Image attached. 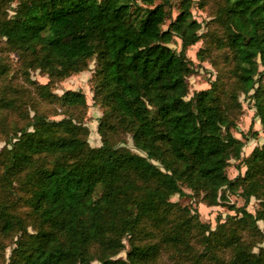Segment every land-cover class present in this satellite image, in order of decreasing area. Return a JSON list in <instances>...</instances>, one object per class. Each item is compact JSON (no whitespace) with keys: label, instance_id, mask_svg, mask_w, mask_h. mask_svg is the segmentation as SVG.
I'll return each mask as SVG.
<instances>
[{"label":"trees","instance_id":"1","mask_svg":"<svg viewBox=\"0 0 264 264\" xmlns=\"http://www.w3.org/2000/svg\"><path fill=\"white\" fill-rule=\"evenodd\" d=\"M174 1L178 13L172 18ZM223 1L217 22L226 31L239 91L251 93L264 131V0ZM191 6L192 0H19L12 18L3 13L5 47L50 80L78 72L95 58L93 102L104 107L94 147L87 129L70 115L50 120L35 112L17 130L0 166V235L18 234L8 264L153 259L155 245L133 242L126 260L111 257L123 248L122 237L134 234L140 214L152 215L168 196L182 194L183 181L207 190L210 204L217 203L220 190L241 188L245 201L248 195L261 200L257 217L264 220V144L241 158L244 141L231 131L235 123L223 111L217 82L189 96L194 62L186 51L200 39L201 27ZM174 38L181 41L180 51L170 46ZM205 50H198L200 59ZM48 85L37 94L52 96ZM58 99L65 108L86 104L79 91L66 90ZM117 130L130 134L132 148L110 140ZM233 160L246 165L235 180L226 171ZM15 186L28 194L33 232L7 199ZM136 191L129 214L120 215L124 199ZM137 205L140 214L133 215ZM244 217L255 226L253 216ZM229 239L238 246L233 233ZM231 264H264V249L253 254L243 247Z\"/></svg>","mask_w":264,"mask_h":264},{"label":"rangeland","instance_id":"2","mask_svg":"<svg viewBox=\"0 0 264 264\" xmlns=\"http://www.w3.org/2000/svg\"><path fill=\"white\" fill-rule=\"evenodd\" d=\"M19 0L0 2V18L6 13L7 18L15 15ZM174 1L171 16L178 13ZM224 5L223 0H192V17L200 23V39L190 46L186 56L194 62V73L190 75L189 96L194 91L208 89L210 84L217 82V93L220 95L223 111L234 120L231 129L233 135L244 141L241 158H246L256 146L264 144V131L256 116L251 93L240 92L234 74V62L230 50L225 46L226 31L217 22L216 12ZM168 19L162 26L166 28ZM4 39L0 38V69L6 73L0 74V166L7 159V152L16 140V132L32 119L35 112L45 115L50 120H59L72 116L87 129L90 146L98 143L96 133L97 122L103 118L104 107L95 103V78L93 79L96 60L90 59L85 68L68 76L51 79L39 69L30 68L21 58L6 48ZM172 49L180 51L181 41L174 38L170 44ZM202 59L197 56L200 49H205ZM4 63V64H2ZM261 68V67H260ZM49 83L52 96H40L37 88ZM258 84L256 83L254 87ZM66 90L79 91L85 96L86 104L82 107L65 108L61 106L58 97ZM90 133V134H88ZM243 134V135H242ZM110 140H115L119 146L132 148L129 133L117 130L110 134ZM134 151H136L133 148ZM137 152V151H136ZM142 154V152H137ZM156 164V162H155ZM227 175L235 180L243 176L246 165L233 160L227 167ZM1 173V168H0ZM1 185V183H0ZM182 194H172L167 197L166 204L158 205L152 214H140V206L132 209L133 215L140 214L141 221L134 234H125L121 243L123 248L113 255V260H126L130 243L140 246L155 245L157 253L153 259L140 264H231L234 257L243 252V247L251 253L258 254L264 249V220L257 217L261 208V200L254 195L245 196L239 188L235 193L220 190L216 204H210L207 190L202 187L192 188L185 181L180 183ZM101 192V188H97ZM140 192L129 193L120 207V215L129 214V206L139 196ZM223 195L224 197H221ZM28 194L23 186L13 188L8 195L9 203L18 215L25 218L28 230L32 231L33 215L26 205ZM163 213H167L163 221ZM245 213L255 218L244 219ZM33 232V231H32ZM230 233L238 246L234 247L229 239ZM237 235V237H235ZM17 231L12 235H0V264H8ZM90 264H100L97 259Z\"/></svg>","mask_w":264,"mask_h":264}]
</instances>
